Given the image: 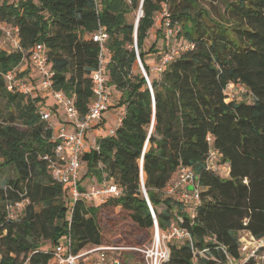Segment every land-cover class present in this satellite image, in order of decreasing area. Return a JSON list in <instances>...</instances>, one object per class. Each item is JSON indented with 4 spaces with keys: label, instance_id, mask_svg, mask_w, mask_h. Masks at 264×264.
Here are the masks:
<instances>
[{
    "label": "trees",
    "instance_id": "trees-1",
    "mask_svg": "<svg viewBox=\"0 0 264 264\" xmlns=\"http://www.w3.org/2000/svg\"><path fill=\"white\" fill-rule=\"evenodd\" d=\"M197 2L0 0V23L19 28L26 51L0 48V177L11 172L0 186V264H59L54 248L68 236L75 253L89 246L143 248L155 227L152 210L159 231L178 226L191 236L170 241L161 264H223L226 254L240 256L244 231L264 237V0L232 1L220 19L205 10L194 13ZM164 3L182 25V42L194 48L153 77L146 56L161 52L155 41L148 49L146 44L159 29L156 17ZM140 7L136 44L153 93L134 48ZM99 25L109 35L107 82L124 116L115 133L97 136L98 150L84 156L80 183L82 190L89 186L82 183L86 167L90 182L112 180L123 193L71 206L67 187L53 179L44 158L56 145L51 124L39 113L45 99L9 90L8 76L25 80L18 65L43 43L54 90L74 97L86 114L93 98L90 74L100 56L89 35ZM229 83L244 86L250 100L228 99ZM51 109L58 112L56 104ZM213 151L216 168L208 165ZM180 166L200 186L196 203L180 191H164ZM22 199L30 203L11 219L7 204ZM107 252L121 261V250Z\"/></svg>",
    "mask_w": 264,
    "mask_h": 264
},
{
    "label": "built area",
    "instance_id": "built-area-1",
    "mask_svg": "<svg viewBox=\"0 0 264 264\" xmlns=\"http://www.w3.org/2000/svg\"><path fill=\"white\" fill-rule=\"evenodd\" d=\"M98 5L99 0H94ZM143 12L139 9L138 17L142 16ZM157 24L162 34L163 49L157 57L154 71L158 74L163 73L166 66L179 58L185 51L194 48L192 43L182 42L181 32L182 25L179 21H173L168 5L163 4L162 10L156 17ZM0 48L10 51L24 52L19 35V28L12 24L0 23ZM100 46V56L98 66L91 72V82L93 90V98L89 106L88 112L82 115L75 104V98L66 95L63 91H56L53 88V72L47 63V49L43 43L35 44L28 51V58L22 64L21 69L26 70L28 67L32 68V74H29L25 80H19L15 74L8 76V89L18 88L23 91L33 92L32 84L34 80L37 81L39 88L43 93H47L53 97L55 104L61 108L65 114L66 124L59 126L55 130L52 121L53 110L43 106L39 113L44 120H47L53 128V140L56 142L54 153L46 155L44 158L48 162V171L50 175L57 182L65 185L69 192L71 206L78 199L83 200L87 204L97 203L100 204L107 198L119 196L123 193V188L112 180L104 179L100 186L89 185L84 190L81 189L80 183V170L82 167L83 155L86 151L93 149L98 150L97 136L88 140V132L98 124L103 115L110 109L113 91L108 85L106 78V42L109 35L102 25L89 35ZM137 61L140 68L144 72V76L149 84L150 79L146 72L144 65L140 59L138 47L134 45ZM26 52V51H25ZM24 52V53H25ZM226 94L228 99H238L241 95L247 92L246 88L242 85L229 83L226 86ZM124 112L118 116L116 126L107 131V134L115 133L116 127L121 125ZM215 152H211L208 159V165L216 168L215 166ZM143 176V172H141ZM141 176V177H142ZM167 194H174L181 192V196L186 198L192 203L199 201L200 186L196 181L194 173L185 166H180L177 169L176 175L168 182L164 189ZM145 197L148 198L147 193ZM30 203L29 199H22L6 206L7 213L11 219H17ZM152 210V207L150 205ZM154 219H156L154 211L152 210ZM156 230V229H155ZM170 237L176 240H189L191 241L190 233L178 226H172L170 229ZM156 238L159 240V232L156 231ZM240 242V256L235 258L226 254V260L223 264H264V237H255L250 232L244 231L239 237ZM108 250H135L140 253L146 254L154 260L150 264H161V260L167 258L168 251H162L157 255H153L151 248H131V247H93L75 253L73 251L70 236L66 238L64 243L56 245L54 248V256L59 264H121L119 256L110 254ZM97 253L96 257L87 259Z\"/></svg>",
    "mask_w": 264,
    "mask_h": 264
},
{
    "label": "rangeland",
    "instance_id": "rangeland-1",
    "mask_svg": "<svg viewBox=\"0 0 264 264\" xmlns=\"http://www.w3.org/2000/svg\"><path fill=\"white\" fill-rule=\"evenodd\" d=\"M232 1H235V0H198L197 5L194 9L195 10L194 13H197L199 10H205L210 14L211 17H213L215 19H220L221 16L223 15L224 11H225V6L229 3H231ZM138 15H139V10L136 12V15H135L136 20L138 18ZM157 29L158 28H154V30L151 31V34L149 36V40L147 41V44H146V49H148L151 46V44L155 41L156 48H158L161 52L163 49L162 34H161L160 29H158L159 31ZM154 36H156V38ZM158 54L159 53H156V54L149 53L148 56H146V63L149 66L150 71H151V75L153 77L156 76L155 71L153 69H154V66L156 65ZM21 66H22V63H20L18 65V67H21ZM32 73H33L32 68L28 67L26 69V73H25L26 75L24 77L26 78L29 76V74H32ZM32 89H33L34 93L36 92L37 94H39L41 97H43L45 99V103L47 104L46 108H51V106H53L55 104V100L53 99V97L51 95L47 96L48 95L47 93H43L41 91L36 80H34V83L32 84ZM113 97H114L115 102L117 104L118 103L117 94L114 93ZM238 99L239 100H244V99L250 100V96H247V92H246L245 94L241 95ZM1 106L3 109H5V111H7V109H6L7 107L5 106L4 103L1 104ZM117 106H118V104H117ZM118 116L116 114L112 115V116L110 114H106V121L104 122L103 127H101V128H104V130H107V131L110 130L114 125H116ZM52 117H53L52 118L53 126H54L55 130H57L60 126L59 124H61L63 121H65V114H64L63 110L58 107V112L57 113L53 112ZM89 135H87V136H89ZM88 140H89V138H88ZM86 154L87 153H84V155H83L82 161L84 163H86V160L84 159V156ZM85 171H86V167H84L81 171V175L83 177L82 183L84 186L88 185L90 183V177L84 176ZM10 174H11V172H8L6 176L4 175V176L0 177V186H3L6 184V179L10 176ZM159 234H160V238H161L160 253H162V251H166V250L169 253L168 243L170 241H174L176 239L169 236L170 230L167 232L159 231ZM149 238H150V240L149 239L147 240V242L145 243L143 248L146 247V248L151 250V248L153 246V242L156 238L155 227L151 230V233L149 234ZM140 240H143V238H140ZM91 247L92 246H89L88 249ZM121 252H123L121 254L122 264H150V262L154 260V256L151 258L150 256L148 257L146 254L140 253L138 251L122 250ZM165 259L166 258L162 259L161 263H163Z\"/></svg>",
    "mask_w": 264,
    "mask_h": 264
},
{
    "label": "crops",
    "instance_id": "crops-1",
    "mask_svg": "<svg viewBox=\"0 0 264 264\" xmlns=\"http://www.w3.org/2000/svg\"><path fill=\"white\" fill-rule=\"evenodd\" d=\"M155 38H156V36H154ZM117 99H118V97H117ZM118 104V103H117ZM117 104H116V102H115V99H114V97L112 98V103H111V107H110V109L103 115V117H102V119H101V121L98 123V124H96V126L93 128V129H91L90 130V132H88V135L90 136H88V138H89V141L91 140V138H93L94 136H98L99 134H102V133H105V132H107V130H104V128H101V127H103V124H104V122L106 121V114H110L111 116L112 115H120L121 114V112L123 111V107H120L119 105L117 106ZM66 124V118H65V121H63L61 124H59L60 126H62V125H65ZM116 125H114L113 127H115ZM112 127V128H113ZM88 152H90L89 150L88 151H86L85 153H88ZM88 185H96L97 186V183H95V182H93V181H91ZM97 256V253H93V255L92 256H89V257H87V259H91V258H93V257H96Z\"/></svg>",
    "mask_w": 264,
    "mask_h": 264
},
{
    "label": "water",
    "instance_id": "water-1",
    "mask_svg": "<svg viewBox=\"0 0 264 264\" xmlns=\"http://www.w3.org/2000/svg\"><path fill=\"white\" fill-rule=\"evenodd\" d=\"M142 6V5H141ZM140 11L141 12H143L142 11V7H140ZM138 21H139V17L137 18V20H136V26H135V37L137 38V26H138ZM141 70H142V68H141ZM142 72H143V70H142ZM143 74H144V72H143ZM145 75V74H144ZM150 85H151V83H150ZM151 91H152V89H151ZM152 93H153V91H152ZM151 130H152V127H151ZM142 160H141V165H142ZM142 176V175H141ZM143 193H144V196H145V193H146V190L144 189V185H143ZM146 198V197H145ZM147 200L149 201V199L147 198ZM155 229H156V231L157 232H159V227H158V222H157V219H155Z\"/></svg>",
    "mask_w": 264,
    "mask_h": 264
},
{
    "label": "bare ground",
    "instance_id": "bare-ground-1",
    "mask_svg": "<svg viewBox=\"0 0 264 264\" xmlns=\"http://www.w3.org/2000/svg\"><path fill=\"white\" fill-rule=\"evenodd\" d=\"M159 238H160V234H159ZM160 242H161V238L159 240L157 238H155V240L153 242V246H152L153 255H155L156 250H157V255H159Z\"/></svg>",
    "mask_w": 264,
    "mask_h": 264
}]
</instances>
